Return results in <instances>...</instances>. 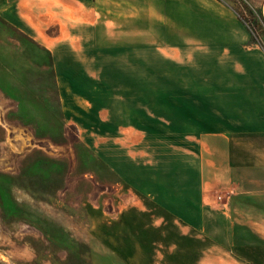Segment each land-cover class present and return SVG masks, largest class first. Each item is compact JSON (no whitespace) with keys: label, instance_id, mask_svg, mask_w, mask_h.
Returning <instances> with one entry per match:
<instances>
[{"label":"crops","instance_id":"obj_1","mask_svg":"<svg viewBox=\"0 0 264 264\" xmlns=\"http://www.w3.org/2000/svg\"><path fill=\"white\" fill-rule=\"evenodd\" d=\"M249 1L264 13V0ZM0 14L49 50L69 124L93 102L109 107L105 61H144V77L158 70V85L131 92L145 105L159 93L158 122L171 130L162 136L189 141L190 160L178 143L179 163L128 183L131 203L107 227L129 236L116 251L125 264H264V50L230 3L7 0ZM126 74L135 82L141 73Z\"/></svg>","mask_w":264,"mask_h":264},{"label":"rangeland","instance_id":"obj_2","mask_svg":"<svg viewBox=\"0 0 264 264\" xmlns=\"http://www.w3.org/2000/svg\"><path fill=\"white\" fill-rule=\"evenodd\" d=\"M224 1L252 26L257 23L264 50L261 6L247 0L258 17L252 20L238 0ZM6 3L0 0V9ZM47 31L58 34L57 27ZM149 64L167 66L158 60ZM147 66L144 61H105L104 68L112 71L105 83L115 89L105 94L109 107L93 102L89 113L76 114V122L69 124L49 50L0 14V264H125L116 251L127 247L129 236L107 227L131 203L128 183L157 178L159 166L181 158L175 146L182 141L162 136L161 131L171 130L158 122L159 93L153 91L145 105L142 91L131 92L132 83L159 84L158 70L142 75ZM133 67L141 73L135 82L126 74ZM182 144L178 147L184 150L190 142ZM188 154L182 152L184 163ZM153 243L158 246L154 237ZM156 245L151 254L158 263Z\"/></svg>","mask_w":264,"mask_h":264},{"label":"trees","instance_id":"obj_3","mask_svg":"<svg viewBox=\"0 0 264 264\" xmlns=\"http://www.w3.org/2000/svg\"><path fill=\"white\" fill-rule=\"evenodd\" d=\"M224 1V0H223ZM240 3H241V5L245 8V9H247L248 8V6H247V0H238ZM244 4H246V6L244 5ZM236 12H237V14H238V16H239V18L247 25V27L249 28V30H250V32H251V34H252V36H253V39H254V41L256 42V43H258L259 45H262V43L261 42H259V37H258V35H257V33H256V31H255V28H256V25H257V23H255L254 22V25L252 26V21L250 20H247V18L243 15V13H240L239 11H237L236 10ZM246 12H247V10H246ZM248 12H249V15H250V17L252 18V20H253V18H258L257 16H256V13L255 12H252V11H249V8H248ZM262 17H260L259 18V20L261 19Z\"/></svg>","mask_w":264,"mask_h":264}]
</instances>
